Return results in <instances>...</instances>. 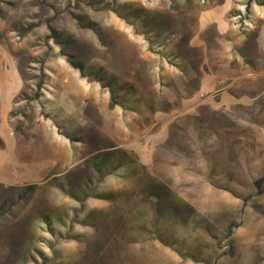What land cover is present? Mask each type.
I'll use <instances>...</instances> for the list:
<instances>
[{
  "label": "rangeland",
  "instance_id": "obj_1",
  "mask_svg": "<svg viewBox=\"0 0 264 264\" xmlns=\"http://www.w3.org/2000/svg\"><path fill=\"white\" fill-rule=\"evenodd\" d=\"M0 139V264H264V0H0Z\"/></svg>",
  "mask_w": 264,
  "mask_h": 264
},
{
  "label": "trees",
  "instance_id": "obj_2",
  "mask_svg": "<svg viewBox=\"0 0 264 264\" xmlns=\"http://www.w3.org/2000/svg\"><path fill=\"white\" fill-rule=\"evenodd\" d=\"M258 1H260V0H258ZM123 8H124V10H125V9L129 8V6L126 7V5L123 4ZM115 10H116V12H118V14H121V15L124 14L123 16H124V17H127V18H129V16H135V17H133V18H134V19H133V22H139V20H140V22H139V26H141V27L143 28V31H151V30L155 31V30L158 28L157 26H159V24H157V23L154 21L153 18L145 19V20H141L142 17H138L139 15H134V12H135V11L130 10V11H128L127 13H123V11H121V10H118V9H115ZM128 10H129V9H128ZM137 20H138V21H137ZM147 25H149V26H147ZM146 26H147V27H146ZM112 94H113V92H112ZM0 143H2V140H1V139H0ZM125 160H126V159H125L124 155L121 154V155L119 156V160L115 162V165H119L120 163H123ZM111 164H113V163H111ZM115 165H114V166H115ZM255 183H256V186H261L262 184H264V172H263L262 175H261V176L255 181ZM28 188H29V187H28ZM5 204H6L5 200L0 202V212L4 210V207H5L4 205H5Z\"/></svg>",
  "mask_w": 264,
  "mask_h": 264
}]
</instances>
